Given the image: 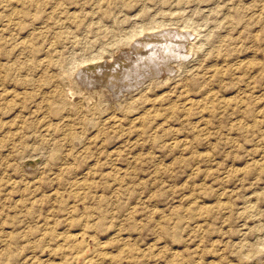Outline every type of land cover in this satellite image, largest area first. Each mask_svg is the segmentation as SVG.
Returning a JSON list of instances; mask_svg holds the SVG:
<instances>
[{
    "label": "rangeland",
    "instance_id": "374dc122",
    "mask_svg": "<svg viewBox=\"0 0 264 264\" xmlns=\"http://www.w3.org/2000/svg\"><path fill=\"white\" fill-rule=\"evenodd\" d=\"M0 264H264V0H0Z\"/></svg>",
    "mask_w": 264,
    "mask_h": 264
},
{
    "label": "bare ground",
    "instance_id": "6f19581e",
    "mask_svg": "<svg viewBox=\"0 0 264 264\" xmlns=\"http://www.w3.org/2000/svg\"><path fill=\"white\" fill-rule=\"evenodd\" d=\"M172 34H173V33H172ZM146 36H147V35H146ZM155 36H156V35H155ZM163 36H164V35H163ZM149 37H150V36H149ZM152 37H153V36H152ZM161 37H162V36H161ZM165 37H166V36H165ZM150 38H151V37H150ZM155 38H156V37H155ZM157 39H158V38H157ZM163 39H164V38H163ZM166 40H167V39H166ZM158 41H159V40H158ZM161 41H162V40H161ZM161 41H160V42H161ZM163 43H165V42H163ZM140 44H141V43H140ZM153 44H154V43H153ZM160 44H161V43H160ZM160 44H159V45H160ZM167 44H168V43H167ZM141 46H142V45H141ZM165 46H166V45H165ZM161 47H162V46H161ZM161 47H160V48H161ZM156 48H158V47H156ZM167 48L170 49L169 47H167ZM142 49H143V47H142ZM144 49H145V46H144ZM165 49H166V48H165ZM145 50H146V49H145ZM165 51H166V50H165ZM167 51H168V50H167ZM152 52H153V51H152ZM126 61H128V60H126ZM127 63H129V62H127ZM117 65H118V63H117ZM120 65H121V64H120ZM120 65H119V67H120ZM124 65H125V64H124ZM124 65H122V67H123ZM126 65H127V64H126ZM117 69H118V68H117ZM117 69H114V71H111V70L108 71V70L105 69V70H104V74L102 75V77H103V78H107V76H108L111 72H114V74L117 73ZM119 69H121V71H122L123 68L120 67ZM124 69H125V67H124ZM134 70H136V69H134ZM100 71H101V70H100ZM106 71H107V72H106ZM132 71H133V70H132ZM123 72H124V71H123ZM130 72H131V71H130ZM112 79L114 80V79H115V76H114V78L112 77ZM69 94H70V93H69Z\"/></svg>",
    "mask_w": 264,
    "mask_h": 264
}]
</instances>
